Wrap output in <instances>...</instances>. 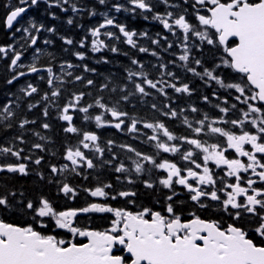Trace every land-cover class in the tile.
I'll return each mask as SVG.
<instances>
[{
  "label": "snow or ice",
  "instance_id": "6c2138e0",
  "mask_svg": "<svg viewBox=\"0 0 264 264\" xmlns=\"http://www.w3.org/2000/svg\"><path fill=\"white\" fill-rule=\"evenodd\" d=\"M49 7H59L62 11H68L63 5H69L70 0H45ZM166 7L181 11H167L164 14H154L152 19L159 21L163 28L173 35H177L176 29L182 30V34L177 35L179 46L183 54L178 59L184 62L180 65L185 72L191 73L203 81L206 87L212 88V98L216 103H212L209 95H203L201 100L205 104H211L217 110L215 116H210L208 112H203L198 106L189 105L191 113L196 116L189 120L184 115L185 109L179 111L171 103L165 104L164 109H158L156 103L151 104V108L160 111V114L170 120H180L186 127L188 134L177 135L170 127L161 120L155 122H144L143 128L150 129L152 135L146 136V142H154L157 150L154 154L143 153L136 148L122 144L119 147L133 153L138 159H131L133 167H128L124 162H120L114 167L115 173L123 174L124 180L128 184H134L133 173L137 176L153 170H162L166 175L158 179V184L172 192L166 196L164 211H157L151 208H142L132 211L126 207H113L108 201L124 198L126 203L134 204L136 192L133 190L114 191L112 183H104L97 178V184L91 188L82 190L92 198H103L99 201H90L83 207L58 208L51 199L41 195L38 200L17 201L22 205V211L31 216V222L25 226L7 223L0 219V264H264V0H183L184 5L191 7L195 12V19L198 25L187 19L188 7L170 3V0H160ZM19 6L10 9L6 16V27L12 28L14 22L27 12L29 7L37 6L39 0H18ZM99 5H107L108 0H97ZM130 8L116 2L111 7L120 12L131 11L136 13L139 10L145 13L144 19H148L147 13H153L155 5L150 0H128ZM71 11L78 13L81 9L76 4H70ZM205 14H201V11ZM55 19V14L53 13ZM89 15H97L96 11H90ZM104 17L103 22L89 29L91 40V51L101 52L104 49L112 53H118L119 49L114 43L108 41H119L120 35L115 31L107 30L109 27L118 29V33L125 38L124 42L140 53H149L158 56L156 51L138 46L134 37H147L148 33H137L128 30L124 24L116 23L114 18H110L107 13H100ZM171 21V22H170ZM28 27L17 28L24 33V38L30 41L29 46L37 44L39 33L45 29V25L28 22ZM67 23L72 25L74 20L70 17ZM102 30H104L102 32ZM55 33V27L46 29ZM159 35V34H158ZM192 37L197 38L200 44H206L215 49L219 54L218 61L215 59L213 67L204 66L202 59L191 57V48L195 45ZM65 45H73L71 38L61 37ZM167 40V37H162ZM88 36L79 41L80 48L87 47ZM152 44L159 45L160 40L153 39ZM45 44L52 41L45 40ZM173 43L169 42L167 48H172ZM202 51V49H200ZM13 52L10 68L17 69L25 67L19 63L23 56L22 51H16L12 45L8 47L0 46V53L7 54ZM36 51L39 53L40 49ZM79 60L83 61L86 55L82 51L73 53ZM127 55V53H125ZM191 58V63H190ZM107 63V59H104ZM132 65H138L141 71H127V79L134 86L135 92H128L127 86L120 91L118 100L111 106L104 102L101 96L94 99L92 103L82 106L88 93H73L60 109L59 119L67 122L64 132L76 134L78 144L65 149L64 159L71 164H64L61 167L51 165L50 170L53 176L71 171L77 176H82L87 180L88 175L84 170H93L98 167L93 157L89 156L82 149H88L100 161L99 166H112L113 160L117 159L115 154L111 159H104L105 148L100 146V136L90 130L77 127L74 124V116L71 112L82 113L84 122L94 121L97 128L114 127L119 131L125 129L129 133H138V124L141 121L131 118L127 121L129 113L122 111L118 104L121 101H129L130 96L139 94L142 97L151 95L145 88L147 85L155 89L166 99L169 97L167 88H171L174 93L184 94L191 97L196 91L189 83L177 82L179 77L175 72L167 70V64H160L163 70L161 75H166L174 82L167 80H152L142 70L144 65L137 59H131ZM170 63L175 64V61ZM194 65V66H193ZM80 67L66 62V68L72 69ZM65 64H61V69ZM198 68L202 71H198ZM225 70H231L232 75ZM41 71L34 63L27 66V71L16 72L8 84H13L20 77L28 73H39ZM47 72V84L51 89L41 97L42 101L56 104L57 99L62 95L60 88L55 86V82L64 83L61 76H57L51 66L44 69ZM84 72H95V68L83 65ZM65 75L73 77L72 72H65ZM135 77H141L140 82L135 81ZM43 79V77H41ZM74 81L84 82L86 86L94 85L93 79H85L82 75H75ZM158 85H162L158 87ZM109 84L101 86V91L108 89ZM223 90L225 95L218 93ZM237 95L233 96V92ZM112 92L117 88L113 87ZM24 97H32L39 93V88L29 82L20 89ZM235 102H231V100ZM20 99L19 97L17 98ZM14 101L9 100L0 108V120L7 121L15 113L11 105ZM40 102L28 104V109L36 108ZM90 110H96L98 114L92 115ZM43 116L49 115V107L43 109ZM115 121V122H113ZM35 120L24 119L19 123V128L24 129L28 124H35ZM6 127L10 128L11 124ZM43 129H49L48 123L41 125ZM41 141L47 140L39 132L34 133ZM215 138L209 143L203 137ZM21 144L25 143L23 136L15 138ZM107 144L112 146L114 141L108 140ZM188 146V147H186ZM32 148L44 151L45 147L41 143H34ZM111 151V147L107 149ZM25 149L0 145V156H12L20 160L33 162L41 165L43 157L33 160L31 155H24ZM162 153H170L178 156L180 164L175 160L160 158ZM229 153H233L230 155ZM246 158V159H242ZM200 161V162H198ZM146 162V163H145ZM221 169L216 172L209 167V164ZM150 165L151 167H146ZM29 165L23 162L15 164H0V172L18 173L29 175ZM44 179L42 173H38ZM117 181L121 176L116 177ZM52 182V181H50ZM58 192L69 200H74L80 189L73 187L65 181H56ZM144 184L147 188H153L154 183L149 179ZM175 185L182 186L189 193V199L199 209L216 207L228 214L232 222L224 226L221 220L205 219L196 212L189 213V219H182L177 214L174 196ZM14 191L0 192V209L5 211L13 208L10 197H16ZM23 196V193H20ZM111 214L110 226L103 229H93L88 226H79L81 214ZM166 213V214H165ZM247 219L254 224L251 229L260 242L257 243L249 233V230L239 223ZM49 221L53 223L55 229L66 230L71 234V239H58L56 235L45 234L49 228ZM34 225H39L38 230ZM77 238H85L87 242L77 241Z\"/></svg>",
  "mask_w": 264,
  "mask_h": 264
},
{
  "label": "trees",
  "instance_id": "16d2710c",
  "mask_svg": "<svg viewBox=\"0 0 264 264\" xmlns=\"http://www.w3.org/2000/svg\"><path fill=\"white\" fill-rule=\"evenodd\" d=\"M109 1L110 0H108V2ZM126 1L127 0H123L122 2L125 7H127ZM51 2L54 3V0H51ZM72 2L73 0H70V4H72ZM111 2L113 3V0H111ZM150 2L155 5V8L153 13H147V15L149 16L147 20L154 23H156L157 21L155 19H152V16L154 14H164L167 11L178 12L182 10V8L173 9L166 7L163 3L160 2V0H150ZM190 2H194V0H190ZM76 3L80 8L83 5L82 0H77ZM170 3L179 4L182 7H188L187 5H184L182 0H170ZM91 5H94L96 7L94 8L96 12L99 11V7L101 6L97 3V0L94 3H88V7L83 6L84 12L79 19H83L84 24L88 25L89 27H91V22L88 23L86 21L85 13L90 9ZM14 6H19L18 0H0V46L12 45L16 51L23 52L20 63L25 66V71H27V66L34 62L40 69H45L51 66L53 69H56L54 72L57 74V76L62 77L64 83L61 84L59 81L55 82V86L60 88L62 95L57 99L56 104L50 105L49 102L41 100V97L43 96L41 94L48 92L49 89L47 80L38 83L36 81L37 76H31L30 80L26 79L24 83H21V78L11 85L6 82H0V99L2 100L3 97L7 96L8 101H14V103L11 105L12 111L15 113L14 116H21V121L24 119L36 121L35 124H28L24 129H21V135L23 136V139L25 141V143L21 144V148L25 149L24 155H31L33 157V160L37 157L44 158L41 165H35L31 161L21 160V162L29 165V175L27 176L21 175L20 178L16 175L4 174L0 177V192L14 191L17 193L16 197H10V200L13 204V208L11 210L5 211L3 209H0V219L5 220V222L17 224L20 226H25L27 223H30L31 216L22 211V205L17 204V201H36L41 195L51 199L54 205H56L60 209H64L66 207H83L86 205V203L80 198L76 197L73 201H71L65 198L63 194L59 193L58 184L56 183V181H64V179H67V177H57L56 175H60L59 173L53 176L50 170L51 165L61 167L66 163V160L63 158L65 149L67 147L77 145L79 139L76 134H69L64 132V128L67 127V123L59 119L60 109L69 99H71L73 93H88V95L85 96L84 101L81 102L82 106H85L87 103H92L94 99L101 96L104 98V102L109 103V105L111 106L115 103L116 100L120 98L121 95L125 94L124 92L120 91V89L124 88L125 85L127 86L128 92H135L133 84L127 79L126 70L141 71V69L138 65H132L130 62L131 59H137L144 65L142 70L147 74L149 79H152L154 81L167 80L168 82H174L166 75H161V72L163 70L159 68V65L167 64V70L175 72L179 77V81H175L177 82L178 86L181 83H189L190 86L195 88L196 91L191 97H188L184 94L174 93L171 88H167L166 91L168 92L171 99H166L155 89H151L147 85H145L146 90L150 92L151 95H149L148 97H142L139 94H136L130 96L129 101L127 102L121 101L120 104L117 105V107H119L122 111H126L129 113V117L126 118V120L130 121L131 118H136L137 120L141 121V123L138 124V133H129L126 129L124 131H119L114 127L97 128L94 121L84 122L82 120V113L71 112L70 114L74 116V124L77 127L94 131L100 136V146L102 148H105L104 159H111L113 154H115V156L117 157V159L113 160L112 166L106 165V172H104L103 175L104 178H109L110 181L113 182V180H115L119 175L121 176V180H124L123 174L116 173V175H113L115 173L114 167L121 161L124 162L126 166L133 167L131 159H129V157H131L132 159H138L134 156L133 153H129L126 149L120 148V145H130L137 150L149 155H152L157 151L154 147V142H146L145 134L152 135L153 133L150 129L143 128L144 122H155L156 120H161L164 121L170 127V129L175 132V134H188V130L184 125L180 123V120H170L167 117L162 116L160 114V111L151 108L152 103H156L158 109H163L165 111L167 109H164V105L168 103H171L172 106L178 111L180 109H185L184 115L188 116L189 120H192L196 116V114L190 112V104L198 106L203 112H208L210 116L216 115L217 110L213 109L211 104H205L201 100V97L205 94L209 95V97L212 99V103L215 104L216 100L212 98L211 94L212 91L217 88V86L213 84L212 88L206 87L203 81H201L198 77L193 76L191 73L185 72V70L180 66L184 62L179 61L178 57L179 55L183 54V50L179 46L177 35L182 34V30L176 29L177 35H173L174 39H171L172 34L170 32L159 29L152 24H144L140 21H135L130 24L124 23V25L127 26L128 30L136 31L137 33L147 32V37L137 36L134 37V39H136L138 46L147 47L150 49V51H156L158 53V56H152L150 52L140 53L137 49L132 48L130 45L124 42L125 38L123 36L122 40L118 44L116 43V41H108L107 38L103 36L101 37V39H105L108 43H114L115 46L119 49L118 53H112L109 50L104 49L101 52L93 54L91 48L89 47L88 41L87 47L83 49L79 47V44L76 45L75 42L73 45H65L62 41H54L52 38V32H48L46 31V29L49 27H55L56 29L55 24L57 21L62 20V16L56 11L54 7H49V4L45 2V0H39L38 5L30 7L31 9L29 11V15L25 16L17 26V28L28 27V22L30 20L37 25H45V29L41 30V34L35 32L33 33L38 36L39 40L36 46L40 49V55H37L35 49L29 46L30 41L27 40V38H24V33L22 30L20 32H17V28H15L9 34H6L4 31V18L9 13L10 9ZM53 13L55 14V19L53 18ZM201 14H205L203 10L201 11ZM144 15L145 13L141 12L139 13V16L137 18H143V20H146L144 19ZM187 19H189L193 24L198 25V21L195 19V12L191 7H188ZM74 21L76 23V18L74 19ZM74 30L75 28L67 31L60 30L59 32L67 33L73 37H78L79 35L72 33ZM162 37H167V40L162 39ZM153 39L160 40V44H152L151 41ZM45 40H50L52 41V43L45 44ZM192 41L195 42V45H199V48H197L196 46H193L191 48V57L202 59L204 62V66L206 67H213L214 54L217 61L219 58V54L215 52V49H213L211 46H207L206 44L201 45L200 41L195 37H192ZM169 42L173 43L172 48H167V44ZM200 49H202V51ZM76 51L84 52L86 55L85 60H79L73 54ZM125 53H127V55H125ZM12 57L13 55H9V63L7 64H3V61L0 59V66L7 67L6 71L0 70V80H2V77L5 74L8 76L9 80L17 72L16 70H13L9 67ZM104 59H107L108 62L104 63ZM171 61H175V64L170 63ZM66 62H70L73 65H80V67L68 69L66 68ZM61 64H65V68L63 70L61 69ZM85 64L90 68H95L96 71L84 72L83 65ZM19 71H21V68L19 69ZM198 71H202V69L198 68ZM225 71L231 73V70ZM65 72H72L73 77L75 75H82L85 77V79H93L95 83L92 86H86L84 82L74 81L73 77L65 75ZM231 74L235 75L234 73ZM134 79L136 82H140L142 78L135 77ZM29 82L33 83L38 88L39 86H41V89H39V93L34 94L32 97H24L23 93L17 95L18 88L20 87L21 89ZM105 83L109 84V88L101 91V86ZM160 86L162 85H158V87ZM113 87L117 88L116 92L111 91ZM231 91L233 92V96L237 95L234 90ZM218 94L221 96L225 95L223 90H220ZM18 97L20 99L16 102L14 99H17ZM37 101L40 102L38 106L29 110L28 104L36 103ZM231 102L235 101L231 100ZM45 106L49 107V115L47 117H44L42 114ZM90 112L93 116L98 114L96 110H90ZM9 122L12 123L13 120L10 119ZM45 122L50 125L49 129H43L41 127V125ZM13 124H11V134L9 135L7 141L9 146L15 144V146L18 147L19 140H16L15 138L18 135V130L20 129L15 128ZM36 132H39L42 136L47 137V140L41 141L39 137L34 135V133ZM203 139L208 140L209 143L214 142L215 140V138H209L207 136L203 137ZM108 140L114 141L115 144L109 146L107 144ZM34 143L43 144L45 150L40 151L38 149L32 148V145ZM109 147H111L110 152L107 150ZM160 158L161 157H158V159ZM93 159L95 163L100 162L95 158V156H93ZM169 159L177 161L179 157L173 156L169 153ZM7 161L8 164H15L17 159L9 155L7 156ZM146 167L151 166L146 164ZM154 172L155 170L151 172V175H149L148 173H144L139 176L133 173V179L136 181L133 185L140 186L144 183L145 180L149 178L156 179L157 176ZM38 173H42L44 179H41ZM103 176H101V178ZM74 181L76 180L74 179ZM70 184L80 190L82 189V182L80 180L78 181V183L72 181ZM20 193H23V196H21ZM154 193L155 192L153 191L142 189V192H140L138 195L141 199V203L149 200L154 195ZM81 219L82 218L79 217V226H85L83 224V221H80ZM34 226L37 227L38 230H41L39 229V225ZM94 227L95 224L91 228L95 229ZM43 231H45V234L56 235L58 239H71L70 236H67L66 232L64 233L63 231H58L57 229H55L51 221H49V228Z\"/></svg>",
  "mask_w": 264,
  "mask_h": 264
},
{
  "label": "flooded vegetation",
  "instance_id": "af4514ba",
  "mask_svg": "<svg viewBox=\"0 0 264 264\" xmlns=\"http://www.w3.org/2000/svg\"><path fill=\"white\" fill-rule=\"evenodd\" d=\"M77 0H73L72 3L76 4L77 7L79 9H81L78 13H73L71 10L70 5H63V7H69L68 11H62L59 7H54L56 9V11L62 16V20L57 21L55 26H56V32L52 33V38L54 41H62L61 37H65V38H72L73 41L76 43V45L79 44V41L84 38L85 36H88V43H89V47L91 48V40L94 39L93 37L90 36L89 33V29H91L94 26H97L99 23L103 22L104 17L102 15H100V13H107V15L110 18H114L116 23L119 24H126V23H133L135 21H140L144 24L148 23V24H152L154 26H156L159 29H163L164 31L168 32L167 30H165L162 26V24L159 21H156V23L148 21V20H143V18H137L139 16V13H141L139 10H137L136 13H133L131 11H124L123 9L120 12H116L111 5L113 3L119 2L122 4L123 0H113V3L111 2V0L108 2L107 5H101L99 7V11L96 12L97 15L95 16H91L89 15L90 11H96L94 10V8H96L94 5H91L90 9L85 13V17H86V21L89 23L91 22V27H89L88 25H85L83 22V19L79 20L80 17L83 15L84 9L83 6H87L88 3L90 4L91 2H96V0H82L83 1V5L81 6V8L79 7V5L76 3ZM183 1V0H182ZM127 7L130 8L131 5L128 3V0L126 1ZM72 18L73 20L76 18V23L74 21V23L72 25H69L67 23V19L68 18ZM5 20V18H4ZM171 22V21H170ZM73 28H75V30L72 32L73 34L79 35L78 37H73L67 33L64 32H59L60 30L63 31H67V30H72ZM107 30L110 31H115L117 32L118 35H120V40L116 41V43H120V41L122 40V34L118 33V29L109 27ZM104 30H102L103 32ZM6 33V32H5ZM10 32H7L6 34H9ZM172 34V33H171ZM102 37V36H101ZM100 37V38H101ZM171 39H174L173 34L171 36ZM7 41H8V37H7ZM39 41V40H38ZM37 41V42H38ZM7 43V42H6ZM2 47H8V46H2ZM37 46L35 45V48ZM31 48L35 49L34 46H31ZM35 52L37 53V55H40V52L38 53L35 49ZM95 54V53H93ZM9 55H13V52L9 51L7 54L4 53H0V59L3 61V64H7L9 63ZM0 60V63H1ZM20 63V62H19ZM12 69V68H11ZM20 68L17 69H13L16 70L17 72L19 71ZM26 68H21V71H25ZM0 70L2 71H6L7 67H1L0 66ZM56 69H53V71H55ZM55 73V72H54ZM56 74V73H55ZM57 75V74H56ZM31 76H37L36 81L38 83L47 80L48 78V74L45 71L44 73L41 74H37V75H26L24 77H20L21 78V83H24L26 79L31 78ZM41 77H43V79H41ZM19 78V79H20ZM28 80V81H29ZM6 82L8 81V76L5 74L2 77V80H0V82ZM16 81L13 82V84ZM39 89H41V86H39ZM51 89H48V92L50 93ZM16 93V92H15ZM21 94L20 92V87L17 90V95ZM44 95V94H41ZM16 102L18 101V99H14ZM8 97H3V99H0V108L3 107L4 104L8 103ZM12 119L13 122L10 123L9 120ZM7 121H3L0 120V145L2 146H9L8 145V137L11 134L10 128L6 127L7 124H13L15 122H19L13 124V126L15 128H19V123L21 122V116H13L12 118H10ZM19 119V120H18ZM67 123V122H65ZM20 130H18V135L17 136H21V128H19ZM16 136V137H17ZM18 147L21 148V143L19 142ZM83 151H85L86 154H88L89 156L93 157V152H91L88 149H83ZM230 155H233V153H229ZM161 158H168L169 159V153H162ZM242 159H246V158H242ZM20 161H16V163H19ZM178 163L180 164H184L186 162L180 161L179 159L177 160ZM200 162V161H198ZM7 163V156H0V164H6ZM67 164H69V167L71 168V164L70 162L66 161ZM65 163V164H66ZM100 162L97 163L98 165V169H93V170H84L85 174L88 175V179L85 180L82 178V176H77L75 173H72L71 171L65 172L63 174L60 175H56L57 177H67V179H64V181H67L69 183L73 182H77L80 180L82 182V189L83 188H91L96 186L97 184V178L100 181H103L104 183H112L114 185V191H121V190H133L136 192V196L134 198H129V199H134L135 203L134 204H129L126 203V200L124 198H118L117 200H109L108 202L113 206V207H126L132 211H138L142 208H151L153 210H157V211H164V207L167 203L166 201V196L171 195L172 192L168 189L163 188L161 185L158 184V179L163 176L166 175L162 170H155V175L157 176L156 179L153 178H149L153 183H154V187L153 188H147L145 186V184H141L140 186H135L133 184H128L126 181L124 180H120L117 181V179L113 180V182L110 181V179L108 178H104V172H106V165H104L103 167H99ZM209 167L215 169L216 172H220L221 169L216 168L215 165L213 164H209ZM16 175L19 176L21 178V175L18 173H9V172H0V177L2 175ZM113 175H116V173H114ZM101 176H103L101 178ZM74 179L76 181H74ZM147 179V180H149ZM79 191V195L77 196V198H80L82 201H84L86 204L90 201H99L102 200L103 198H92L90 196H88V194L86 192H84L83 190ZM142 189L148 190V191H153L155 192L154 195L147 201L141 203V199L138 196L140 192H142ZM175 192L177 193V195L174 196V201H175V208H176V212L177 214L181 215L182 219H189V213L190 212H196L198 215H200L202 218L205 219H216V220H221L222 224L224 226H227L228 223H231L232 220L231 218L228 216V214L224 213L222 210H219L216 207H212V208H208V209H199L198 206H196L192 201H190L189 199V193L183 189L182 186L179 185H175ZM73 201V200H71ZM166 214V213H165ZM80 217L82 218L80 221H83V224L85 226L88 227H93V225L95 224V229H99V230H103L107 227L110 226V220L112 219L111 214H99V213H92V214H81ZM104 218V219H103ZM103 219V220H102ZM241 224L242 227H245L246 229L249 230L250 236L257 242H260V238L257 237L255 235V233L253 231H251V229L254 227V224L249 223V221L247 219L240 221L239 222ZM58 231H63L64 233L66 232V230L63 229H57ZM67 236L71 237L70 233H67ZM72 238V237H71ZM77 241H83V242H87L85 238H77Z\"/></svg>",
  "mask_w": 264,
  "mask_h": 264
},
{
  "label": "water",
  "instance_id": "95a60500",
  "mask_svg": "<svg viewBox=\"0 0 264 264\" xmlns=\"http://www.w3.org/2000/svg\"><path fill=\"white\" fill-rule=\"evenodd\" d=\"M29 10H30V7L28 8L27 12H25L24 14H22V16H21L20 18H18V20H17L16 22H14V25H13L12 28H8V27H6V24H5L6 17H5V20H4V28H5V32H6V33H7V32H11V31L14 29V27L17 25V23H18L23 17H25V15L29 12ZM43 72H45L44 69H41V71H40L39 73H43ZM39 73H28L27 75H36V74H39Z\"/></svg>",
  "mask_w": 264,
  "mask_h": 264
},
{
  "label": "rangeland",
  "instance_id": "374dc122",
  "mask_svg": "<svg viewBox=\"0 0 264 264\" xmlns=\"http://www.w3.org/2000/svg\"><path fill=\"white\" fill-rule=\"evenodd\" d=\"M34 48H35V45H34ZM35 49H37V47Z\"/></svg>",
  "mask_w": 264,
  "mask_h": 264
},
{
  "label": "bare ground",
  "instance_id": "6f19581e",
  "mask_svg": "<svg viewBox=\"0 0 264 264\" xmlns=\"http://www.w3.org/2000/svg\"><path fill=\"white\" fill-rule=\"evenodd\" d=\"M87 7H88V6H87ZM6 16H7V15H6ZM6 16H5V17H6Z\"/></svg>",
  "mask_w": 264,
  "mask_h": 264
}]
</instances>
